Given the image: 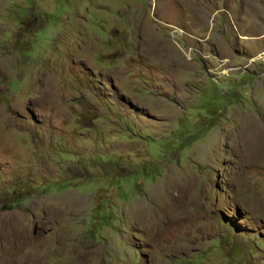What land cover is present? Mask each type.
Wrapping results in <instances>:
<instances>
[{"label": "rangeland", "instance_id": "rangeland-1", "mask_svg": "<svg viewBox=\"0 0 264 264\" xmlns=\"http://www.w3.org/2000/svg\"><path fill=\"white\" fill-rule=\"evenodd\" d=\"M0 264H264V0H0Z\"/></svg>", "mask_w": 264, "mask_h": 264}]
</instances>
